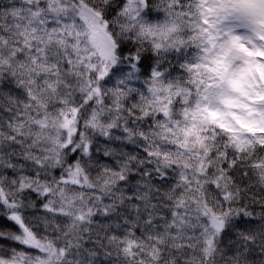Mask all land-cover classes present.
<instances>
[{
	"label": "snow or ice",
	"instance_id": "6c2138e0",
	"mask_svg": "<svg viewBox=\"0 0 264 264\" xmlns=\"http://www.w3.org/2000/svg\"><path fill=\"white\" fill-rule=\"evenodd\" d=\"M0 264H264V0H0Z\"/></svg>",
	"mask_w": 264,
	"mask_h": 264
}]
</instances>
